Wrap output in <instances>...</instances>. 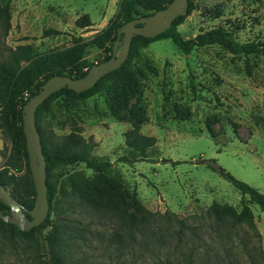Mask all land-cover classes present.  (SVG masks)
<instances>
[{
	"label": "rangeland",
	"instance_id": "374dc122",
	"mask_svg": "<svg viewBox=\"0 0 264 264\" xmlns=\"http://www.w3.org/2000/svg\"><path fill=\"white\" fill-rule=\"evenodd\" d=\"M194 1L196 7L178 24L183 37L222 25L239 41L260 42L262 50L245 56L212 43L186 53L169 37L141 46L137 62L148 76L141 79L129 105L141 107L140 130L155 137L146 157L119 159L129 154L125 138L132 123L111 114L104 91L74 103L73 117L68 116L62 99L54 100L43 117L45 130L56 134L80 126L83 136L96 141L93 154L109 160L110 172L119 174L122 185L134 190L147 208L174 212L195 227L194 234L184 230L180 243L170 233L176 225L169 229L160 217L150 236L136 232L130 240L113 219L59 193L51 217L65 226L67 255L82 264H185L183 253L189 250L195 264H214L217 258L219 264H227V257L250 264L249 256L256 264H264V211L212 167L220 165L264 193V0ZM119 2L11 0V25L0 38V57L6 47L19 43H31L43 51L72 44L73 36L89 38L106 26ZM84 12L92 24L77 26L75 18ZM47 28L59 32L45 33ZM105 53L94 44L84 50L92 61ZM11 152V141L0 128V167ZM72 170L93 173L84 163L57 173L62 177V171ZM213 201L231 204L236 210L246 203L256 229L246 223L217 228L205 212ZM8 216H13L11 211ZM48 229L36 230L31 238L0 235V264H50Z\"/></svg>",
	"mask_w": 264,
	"mask_h": 264
},
{
	"label": "trees",
	"instance_id": "16d2710c",
	"mask_svg": "<svg viewBox=\"0 0 264 264\" xmlns=\"http://www.w3.org/2000/svg\"><path fill=\"white\" fill-rule=\"evenodd\" d=\"M11 0H0V38L9 30L11 22ZM171 0H120L116 14L109 19L106 26L94 32L89 38L81 35L72 37V44L50 48L43 51L35 49L31 43H19L15 47H6V53L0 57V128L11 141L12 152L0 167V184L4 185L10 194L17 199L25 209L34 204L35 189L29 169L26 150V136L23 130V106L29 97L37 93L43 82L54 74H67L72 77L84 76L90 66L109 58L112 54V44L117 37V29L127 20L140 15L153 13L164 8ZM194 0H188L186 12L177 15L171 25L155 34L144 36L134 34L126 59L116 68L103 74L96 82L81 91H75L68 86H62L50 93L36 108L35 124L40 135V142L46 161V194L49 210L44 220L28 230L20 229L15 223L0 217V235L8 236L16 233L24 237H33L36 230L49 226L45 235L50 264H82L79 260L71 259L64 249L63 241L65 226L51 217V212L59 200V193L84 204L96 212L113 219L122 230V235L133 240L135 233L140 232L144 237L150 236L157 226L158 218L162 217L170 227L173 236L181 243L184 230L194 234L195 227L186 223L174 212H157L147 208L137 197L134 190L125 188L119 174L110 172L111 162L93 154L96 141L92 137H85L80 132V126L75 125L66 133L56 134L52 130H45L43 117L51 108L54 100H63L66 112L73 117L71 106L80 100L104 91L105 102L111 114L117 118H127L132 126L126 132L125 142L129 154H123L119 159L136 161L147 156L148 149L155 143V137L141 132L140 123L144 116L140 106L129 105V100L140 89V81L148 76L144 66L137 62L139 49L148 42L160 38H171L184 52L188 53L195 46L217 43L233 54L257 53L262 50L260 42L239 41L233 32L222 25L199 31L194 36L185 38L178 29L186 15L194 8ZM77 26H89L92 21L89 14L84 12L75 18ZM59 30L47 28L45 33ZM122 38V33L120 35ZM88 44H94L106 52L96 61L85 56L84 50ZM145 65L153 70L149 63ZM123 110V111H122ZM129 113L130 116H127ZM207 128L213 134L209 121ZM215 162L214 160H212ZM84 163L93 169L92 174L82 170L62 171V177L57 170L69 165ZM24 171L20 172L22 168ZM224 178L228 179L243 195L247 194L251 201L264 211V193L257 187L243 181L220 165H212ZM61 177V178H59ZM0 210L8 214L10 206L0 198ZM213 223L220 227L226 224L246 223L256 229L254 215L246 203L242 202L240 210L231 204H221L213 201L206 209ZM30 217V214L25 211ZM225 226V227H226ZM226 233L230 232L225 228ZM244 243V242H243ZM242 243V244H243ZM246 244V243H244ZM185 264H195L191 250L183 253ZM225 257V256H224ZM223 257V259H225ZM217 261L214 264H219ZM250 259V260H249ZM227 264H240L229 257ZM248 262L256 264L249 256Z\"/></svg>",
	"mask_w": 264,
	"mask_h": 264
},
{
	"label": "water",
	"instance_id": "95a60500",
	"mask_svg": "<svg viewBox=\"0 0 264 264\" xmlns=\"http://www.w3.org/2000/svg\"><path fill=\"white\" fill-rule=\"evenodd\" d=\"M187 4L188 0H171L160 10L127 20L117 29V37L113 41V51L109 58L92 64L84 76L72 77L67 74H54L43 82L37 93L29 97L23 106V130L26 136L29 169L35 189L34 204L30 209H25L30 214L29 217L8 189L0 184V198L10 206L13 215L8 216L0 210L2 219L15 223L20 229L28 230L32 226L40 224L48 214L46 161L35 124L37 106L50 93L62 86H68L75 91L92 86L103 74L118 67L126 59L134 34L154 36L168 28L177 15L184 14ZM121 33L122 38H120Z\"/></svg>",
	"mask_w": 264,
	"mask_h": 264
}]
</instances>
